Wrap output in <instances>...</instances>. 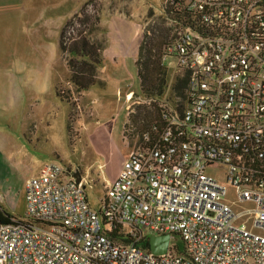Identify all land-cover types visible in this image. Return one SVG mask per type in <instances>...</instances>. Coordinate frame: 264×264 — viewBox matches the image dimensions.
I'll return each instance as SVG.
<instances>
[{
	"label": "built area",
	"instance_id": "built-area-1",
	"mask_svg": "<svg viewBox=\"0 0 264 264\" xmlns=\"http://www.w3.org/2000/svg\"><path fill=\"white\" fill-rule=\"evenodd\" d=\"M169 2L162 61L177 60L182 91L142 101L159 117L99 209L89 174L48 163L28 179L0 264H264V0ZM152 236H170L166 253Z\"/></svg>",
	"mask_w": 264,
	"mask_h": 264
},
{
	"label": "rangeland",
	"instance_id": "rangeland-1",
	"mask_svg": "<svg viewBox=\"0 0 264 264\" xmlns=\"http://www.w3.org/2000/svg\"><path fill=\"white\" fill-rule=\"evenodd\" d=\"M166 6L167 0H21L18 9L0 13V127L9 134L0 202L15 217L26 214L24 185L35 172L24 154L89 174L88 201L99 209L105 183L156 118V106L142 102L150 98L141 91L135 56L145 46L161 50L171 37ZM83 41L96 50L97 63L75 52ZM170 63L164 94L151 97L161 102L178 80L177 60ZM75 73L94 81L89 89L72 81Z\"/></svg>",
	"mask_w": 264,
	"mask_h": 264
},
{
	"label": "trees",
	"instance_id": "trees-1",
	"mask_svg": "<svg viewBox=\"0 0 264 264\" xmlns=\"http://www.w3.org/2000/svg\"><path fill=\"white\" fill-rule=\"evenodd\" d=\"M171 2H167L166 11H172ZM172 15L173 18L176 17L177 13L172 11V13L169 14ZM66 39L63 40L62 48L65 49L66 46ZM77 46L75 48V52L78 54L84 55V57H87L91 62L97 63L98 54L93 46H91L87 41H83L82 43L78 42L75 43ZM153 47L148 48L147 46L144 47L143 51L135 56V65L137 68V76L140 81L141 91L144 96L151 98V97H161L165 89L168 85V78H167V71L168 68L162 61V49H155L152 50ZM72 81L80 88L87 90L90 88V86L93 84L94 81H87L86 77L79 76L77 73L73 74L71 77ZM91 80H93L91 78ZM185 86V83L181 80H178L175 88L177 90L183 89ZM57 95H59V92H57ZM156 106V119L159 117V107ZM127 129V128H126ZM16 219L19 220L17 217H15L13 214H11L4 206L0 205V223L1 224H9L12 223V220ZM178 241L182 243V250L184 249L183 241L178 238ZM145 246L149 249L150 246V237L147 238V241L145 242Z\"/></svg>",
	"mask_w": 264,
	"mask_h": 264
},
{
	"label": "crops",
	"instance_id": "crops-1",
	"mask_svg": "<svg viewBox=\"0 0 264 264\" xmlns=\"http://www.w3.org/2000/svg\"><path fill=\"white\" fill-rule=\"evenodd\" d=\"M20 5H21V0H0V13L4 10H13L14 8L18 9V6H20ZM68 11H69V9L66 8V11H65L66 16H67ZM8 136H9V134L4 132V128L0 127V156L4 153L3 149H7L5 146L8 145V141H7ZM10 153L12 154V150H10ZM22 162L27 163L28 164L27 167L29 169L31 168L32 171L35 170V172H33V174H31V177L39 174V172L41 171L43 166L46 165V164L37 163V161L34 160L28 154H24V158H23ZM22 166H24V165H22ZM119 174H120V172L113 179L107 180L105 185L110 184L113 181H115L118 178ZM30 178H28V179H30ZM98 178H100V174H99ZM27 180L25 181V185H26ZM25 185H24V188H25ZM25 193H26V189H25ZM5 202H6V204L0 202V205L4 206L6 209H8L11 214H14L11 207L7 204V201H5Z\"/></svg>",
	"mask_w": 264,
	"mask_h": 264
},
{
	"label": "water",
	"instance_id": "water-1",
	"mask_svg": "<svg viewBox=\"0 0 264 264\" xmlns=\"http://www.w3.org/2000/svg\"><path fill=\"white\" fill-rule=\"evenodd\" d=\"M77 181H80V176L76 175ZM170 236H152L150 237V249L155 254H163L168 250Z\"/></svg>",
	"mask_w": 264,
	"mask_h": 264
}]
</instances>
